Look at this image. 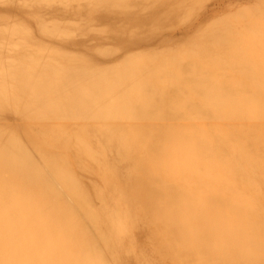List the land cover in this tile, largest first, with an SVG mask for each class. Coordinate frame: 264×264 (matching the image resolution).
Returning <instances> with one entry per match:
<instances>
[{"label": "bare ground", "instance_id": "1", "mask_svg": "<svg viewBox=\"0 0 264 264\" xmlns=\"http://www.w3.org/2000/svg\"><path fill=\"white\" fill-rule=\"evenodd\" d=\"M0 264H264V0H0Z\"/></svg>", "mask_w": 264, "mask_h": 264}]
</instances>
